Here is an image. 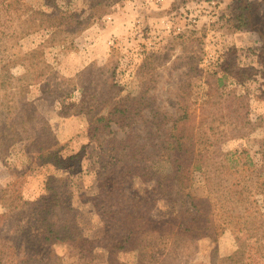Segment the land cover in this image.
Returning <instances> with one entry per match:
<instances>
[{"label": "rangeland", "instance_id": "1", "mask_svg": "<svg viewBox=\"0 0 264 264\" xmlns=\"http://www.w3.org/2000/svg\"><path fill=\"white\" fill-rule=\"evenodd\" d=\"M198 1L203 13L194 27L188 25L185 15L194 13L199 8L196 6L184 11L178 21L144 27L139 22L130 29L132 15L142 13L144 0H0V52L7 48L10 56L22 57L43 49L48 55L51 76L45 83L32 86L27 100L57 141L71 145L68 151L87 144L85 136L95 120L90 109L99 106L107 113L120 101L132 103L145 83L154 106L174 116L182 88L193 96L187 102L193 127L210 139L212 165L225 158L228 172L241 175L235 182L245 184L244 177H253L264 167V52L255 34L243 33L231 39L222 29L224 0H220L223 7L217 18L204 13L209 0ZM56 9L80 21L84 32L78 38L70 40L66 27L38 26L43 16L53 15ZM169 20L172 18L164 22ZM147 62L152 67L142 70ZM29 72L26 65L11 71L15 79ZM226 73L230 76L220 87L216 80ZM188 82L190 89L186 88ZM2 96L1 91L0 103ZM223 115L235 120V131L231 134L225 128L228 135L219 139L218 132L210 129H218L215 119ZM26 146V142L6 144L0 161V264H21L31 257L37 259L33 264H85L65 247L30 248L33 239L24 232L19 216L27 209L22 208L23 203L34 204L46 195L49 179L83 174L66 205L80 212L89 239L101 236L103 223L92 204H84L96 193L94 165L99 151L91 147L88 163L59 171L47 163L48 154L29 155ZM121 169L115 164L110 172ZM204 178L202 173L195 174L193 192L212 196L218 212L224 201ZM229 180L232 185L234 180ZM252 196L264 217V193L254 190ZM234 201L237 198L229 204H236ZM188 208L187 199L178 204L161 202L156 204L154 215L164 218ZM247 209L246 204L241 205L242 214H248ZM10 220L13 223L9 224ZM235 234L226 228L216 242L206 235L200 237L198 260L203 264L235 261L240 256ZM136 257V253L124 255L120 262L135 264ZM89 260L108 264L107 251L98 248Z\"/></svg>", "mask_w": 264, "mask_h": 264}, {"label": "trees", "instance_id": "2", "mask_svg": "<svg viewBox=\"0 0 264 264\" xmlns=\"http://www.w3.org/2000/svg\"><path fill=\"white\" fill-rule=\"evenodd\" d=\"M192 2L199 1L177 0L176 7ZM263 5L264 0H234L221 16L222 29L230 34H255L264 52ZM45 23L50 29L66 27L70 40L84 32L75 16L58 9L53 15L43 16L38 26ZM43 26L40 28H46ZM0 58V92L3 94L0 161L5 145L12 142H26L29 155L48 154L47 163L59 171L88 163L91 147L99 151L94 165L97 166L94 171L96 193L84 204H92L104 225L103 234L95 240L89 239L81 225L80 212L66 205L74 195L76 184L83 180V174L51 178L46 183L44 197L34 204L22 205L27 209L20 213V224L33 239L30 248L65 247L85 264H92L89 258L98 248L107 251L108 264H128L120 262L121 258L133 253L137 254L135 264H203L197 258L198 239L206 235L216 242L229 228L236 233L240 251V256L230 264H264V217L252 196L254 190L264 193V167L256 170L253 177H244L245 184H242L235 182L241 175L228 172L225 158L212 165L208 156L210 139L192 125L191 107L187 104L192 94L187 95L181 88L176 114L170 116L154 106L145 88L147 84L143 83L132 103L120 101L107 113L99 106L90 109L95 120L85 136L87 144L68 151L71 145L57 141L27 100L30 88L45 83L51 76L48 55L40 49L22 57L10 56L5 48ZM18 65H26L30 72L15 79L11 71ZM150 67L152 64L147 62L142 70ZM228 73L216 80L220 87L230 76ZM190 87L188 82L186 88ZM215 121L218 129L210 131L218 132L219 139L222 134L228 135L225 128L231 134L235 131L232 123L235 120L231 117L218 116ZM261 148L263 151L264 142ZM115 164L122 169L111 174V166ZM197 173L206 177L204 181H210V186L224 201L218 212L212 196L193 192ZM229 179L234 180L232 185ZM234 198H237L236 204H229ZM184 199L189 203L184 213L164 218L154 215L156 204H178ZM242 204L248 207L246 215L241 212ZM36 260L31 257L21 264H33Z\"/></svg>", "mask_w": 264, "mask_h": 264}, {"label": "crops", "instance_id": "3", "mask_svg": "<svg viewBox=\"0 0 264 264\" xmlns=\"http://www.w3.org/2000/svg\"><path fill=\"white\" fill-rule=\"evenodd\" d=\"M233 1L234 0H224L225 11L233 4ZM176 2H177V0H165L164 3H163V5H162V7L160 9H157V8L151 6V5L150 6H143V10H141L142 13H140L141 15L140 14L137 15V13H134L132 15V20L130 22L131 23L130 24V29L131 28H136L137 25L139 24V22H141V24H140L141 27H144L145 25L146 26H150V25H153L155 23L162 24V23H171L173 21H178V18L181 15H183L184 13H186L184 11H187L190 8H193L194 9L196 7H199L198 9H200V7H201L199 5V3L192 2L191 5H186V6H183V7H179L178 8V7H176ZM222 7H223V5H222ZM129 12H131V11H129ZM132 13H133V10H132ZM168 18L169 19L172 18V20H169L167 22H164ZM227 34L229 35V37L231 39L232 38L235 39V38L243 35V33L231 34V35H230V33H227ZM247 34H250V33H247ZM250 35H252V33Z\"/></svg>", "mask_w": 264, "mask_h": 264}, {"label": "built area", "instance_id": "4", "mask_svg": "<svg viewBox=\"0 0 264 264\" xmlns=\"http://www.w3.org/2000/svg\"><path fill=\"white\" fill-rule=\"evenodd\" d=\"M165 0H144L146 4L145 6H153L157 9H160ZM204 10L206 14L211 16L212 18H217L219 16V12L222 9V4L220 0H209L206 4ZM203 11L201 9H196L194 13L185 15V19L187 20L188 25L193 26L197 25L199 22V17L202 15Z\"/></svg>", "mask_w": 264, "mask_h": 264}]
</instances>
